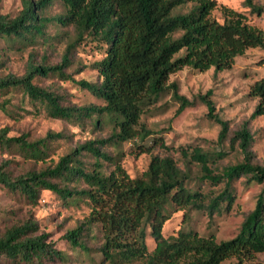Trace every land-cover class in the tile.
Wrapping results in <instances>:
<instances>
[{"label": "trees", "instance_id": "trees-1", "mask_svg": "<svg viewBox=\"0 0 264 264\" xmlns=\"http://www.w3.org/2000/svg\"><path fill=\"white\" fill-rule=\"evenodd\" d=\"M57 1L62 12L48 15ZM249 13L260 16L263 6L255 0H243ZM220 13V21L213 13ZM49 25L72 31L60 60L55 64L34 62L28 55L21 75L0 77V111L12 113L11 92L19 91L33 106L40 104L52 119L81 124L90 120L94 127H111L106 138L76 145L54 163L39 169L15 174L10 160L0 162V188L17 194L31 205L48 191L66 204L84 202L88 216L63 240L70 247L90 253L84 238L99 234L100 262L92 264H221L235 258L237 264L264 252V165L253 163L252 135L248 121L229 137L228 123L216 112L212 90L196 99L206 108V118L219 126L217 143L229 139V148L241 155L240 161L216 169V162L226 156L219 150L209 153L199 147L179 148L184 168L168 154L171 149L160 137L141 124L146 108L165 93L178 104L175 115L193 105L179 93L171 75L189 68L202 73L230 70L237 57L248 49L264 50V33L248 23L246 15L215 0H22L18 14L9 18L0 14V40L9 49L49 44ZM94 44L103 57L93 63L98 82L75 80L66 70L71 66L74 50L83 43ZM264 64V63H263ZM57 77L70 80L82 90L102 101V105H64L52 91L38 86L36 78ZM248 96L256 99L249 117L264 116V76L255 81ZM10 108V109H9ZM17 110L18 107H15ZM62 138L61 133L47 132L43 138L30 140L27 134L8 136V128L0 130V151L18 152L24 159L45 162L49 141ZM138 140L142 152L157 147L166 152L153 155L145 171L129 177L120 165L121 156L109 155L105 145L117 150L126 142ZM150 141V145H143ZM83 154L93 159L88 166ZM105 163L112 166L106 173ZM197 166L199 182L219 187L203 192L191 187L190 167ZM262 184L253 209L247 213L237 234L217 241L213 234L200 236L192 230L178 231L165 237L162 228L173 212H204L209 221L221 211L231 209L233 184L239 178ZM72 183H76L71 186ZM83 184L79 188L77 184ZM223 206V208H222ZM37 222L32 216L6 227L0 233V262L41 264L45 259L65 260L64 254L47 242V234L37 235ZM147 238L154 247L149 250Z\"/></svg>", "mask_w": 264, "mask_h": 264}, {"label": "rangeland", "instance_id": "rangeland-1", "mask_svg": "<svg viewBox=\"0 0 264 264\" xmlns=\"http://www.w3.org/2000/svg\"><path fill=\"white\" fill-rule=\"evenodd\" d=\"M218 5H224L235 11L246 15L248 23L264 33V0H255V3L263 6L260 16L249 13L243 7V0H215ZM22 8V0H0V14L9 18L15 17ZM62 12L59 2L55 1L48 9V15H57ZM220 21V13H213ZM46 33L51 41L49 44L38 43L35 46L27 47L24 50L19 48L9 49L0 40V77L12 73L21 75L24 72L28 55L32 53L35 63L55 64L63 54L65 44L72 31L55 25H49ZM103 57V51L94 44L83 43L73 52L71 66L66 70L75 80H87L98 82L96 70L92 68L93 63ZM264 50L259 48L248 49L242 56L237 57L230 70L214 73L212 69L199 73L189 68H184L169 78L170 82L178 85L179 93L188 100L193 101L191 107L186 108L181 114L175 115L178 104L171 99L170 93L159 97L158 101L146 108L141 116L140 122L150 130L152 137H160L164 144L170 147L169 152L154 147L150 152H142L143 146H138V140L123 143L119 150L113 146L105 145L102 150L109 155L121 156L120 165L133 178L139 176L146 170L153 155L168 154L180 167L184 168L179 148L191 150L199 147L209 153L219 150L226 153V156L216 162V169L234 164L241 159L236 150L229 148V139L220 146L217 143L219 126L206 118L205 106L196 99L198 95L205 94L212 90L211 100L214 102L218 115L228 123L229 137L244 122L248 121V129L252 135L253 163L264 165V116L249 120V117L256 105L257 100L248 96L249 87L258 79L264 76ZM35 83L57 94L64 105L86 106L102 105V101L86 90L80 89L70 80H63L57 77L36 78ZM6 98L10 99V108L14 114H5L0 111V130L8 128V136L17 137L27 134L30 140L43 138L47 132L61 133L62 138L50 140L48 158L45 162H33L22 158L18 152L1 153L0 162L10 160V167L15 174L25 172L29 169H39L43 165L54 163L59 157L68 153L76 145L89 140L106 138L111 127L107 124L96 127L86 120L81 124L66 122L50 118L45 110L37 104L33 106L28 99L24 98L19 91H13ZM4 98H0V102ZM15 107H18L16 110ZM9 108V109H10ZM143 145H150L145 141ZM82 160L88 166L93 159L83 154ZM112 166L105 163L104 171L108 173ZM191 187L201 188L203 192H213L219 187L210 186L207 183L199 182V170L197 166L190 167ZM76 183H72L71 186ZM79 185L83 188L84 185ZM262 188V184L254 182L247 183L246 178L241 177L233 184L234 200L230 210H223L217 213L212 221L208 220L204 212L197 211H176L165 222L162 234L165 237L176 235L178 231L192 230L200 236L213 234L217 241H224L233 238L240 227L245 215L249 213L256 201V197ZM223 208V206H222ZM89 213V208L84 202L66 204L51 192L43 191L37 204L31 205L17 194H11L0 188V233L8 226L32 216L37 222L36 234H47V242L53 248L64 254L65 260L58 258L45 259L41 264H92L100 262L99 234L94 232L96 239L90 235L84 240L90 248L87 255L72 247L63 240L66 231L73 229L82 222ZM146 243L149 250L154 247L153 241L147 238ZM0 264H25L22 262L1 261ZM37 264V263H34ZM138 264V263H134ZM221 264H237L235 258H230ZM243 264H264V252L254 255L252 259L246 260Z\"/></svg>", "mask_w": 264, "mask_h": 264}]
</instances>
